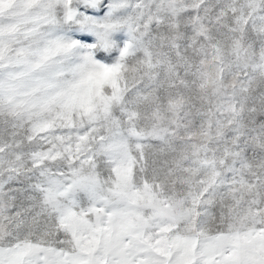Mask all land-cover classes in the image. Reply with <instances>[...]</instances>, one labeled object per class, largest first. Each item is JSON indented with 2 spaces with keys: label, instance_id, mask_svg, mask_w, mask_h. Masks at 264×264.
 Listing matches in <instances>:
<instances>
[{
  "label": "snow or ice",
  "instance_id": "snow-or-ice-1",
  "mask_svg": "<svg viewBox=\"0 0 264 264\" xmlns=\"http://www.w3.org/2000/svg\"><path fill=\"white\" fill-rule=\"evenodd\" d=\"M0 264H264V0H0Z\"/></svg>",
  "mask_w": 264,
  "mask_h": 264
},
{
  "label": "rangeland",
  "instance_id": "rangeland-1",
  "mask_svg": "<svg viewBox=\"0 0 264 264\" xmlns=\"http://www.w3.org/2000/svg\"><path fill=\"white\" fill-rule=\"evenodd\" d=\"M77 35H80V34H77ZM89 39L90 40H94L95 38L92 37V36H89ZM112 39L116 42L117 49H114L111 53H105L103 51H100L98 53L97 58L101 59L102 62L110 63V64L111 63H115L116 59L119 57V50L118 49L122 48L125 45V43L128 40V37H127V35H126V33L124 31H120V32L113 33ZM105 56H109L111 59L104 60L103 58Z\"/></svg>",
  "mask_w": 264,
  "mask_h": 264
}]
</instances>
